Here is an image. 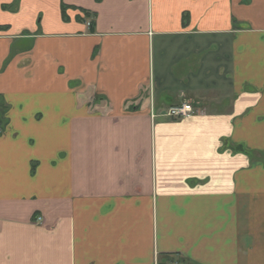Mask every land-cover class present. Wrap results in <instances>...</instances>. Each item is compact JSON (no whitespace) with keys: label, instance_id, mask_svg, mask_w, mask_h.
Here are the masks:
<instances>
[{"label":"crops","instance_id":"0c3cea01","mask_svg":"<svg viewBox=\"0 0 264 264\" xmlns=\"http://www.w3.org/2000/svg\"><path fill=\"white\" fill-rule=\"evenodd\" d=\"M0 119V264H264V0H0Z\"/></svg>","mask_w":264,"mask_h":264},{"label":"built area","instance_id":"2783aa9c","mask_svg":"<svg viewBox=\"0 0 264 264\" xmlns=\"http://www.w3.org/2000/svg\"><path fill=\"white\" fill-rule=\"evenodd\" d=\"M87 25L91 27V22L88 21ZM197 112V108L195 103L192 101L184 100L179 104L169 106L165 112L159 114V116L168 118L171 120H180L192 115H195ZM157 115H153L155 117ZM40 220V218H39Z\"/></svg>","mask_w":264,"mask_h":264},{"label":"trees","instance_id":"16d2710c","mask_svg":"<svg viewBox=\"0 0 264 264\" xmlns=\"http://www.w3.org/2000/svg\"><path fill=\"white\" fill-rule=\"evenodd\" d=\"M66 10H67V6H62V14H63V17L65 18V19H67V14H66ZM185 18V20H186V16L184 17ZM92 25V24H91ZM2 128H3V124H2V122H1V119H0V131L2 130Z\"/></svg>","mask_w":264,"mask_h":264}]
</instances>
